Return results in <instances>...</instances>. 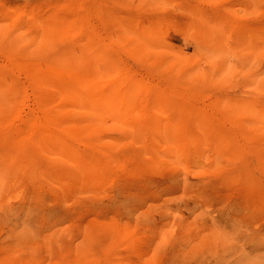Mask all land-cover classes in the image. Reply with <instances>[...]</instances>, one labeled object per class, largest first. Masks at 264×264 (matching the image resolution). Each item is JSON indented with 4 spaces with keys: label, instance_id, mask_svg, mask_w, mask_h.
Returning a JSON list of instances; mask_svg holds the SVG:
<instances>
[{
    "label": "rangeland",
    "instance_id": "374dc122",
    "mask_svg": "<svg viewBox=\"0 0 264 264\" xmlns=\"http://www.w3.org/2000/svg\"><path fill=\"white\" fill-rule=\"evenodd\" d=\"M0 264H264V0H0Z\"/></svg>",
    "mask_w": 264,
    "mask_h": 264
}]
</instances>
